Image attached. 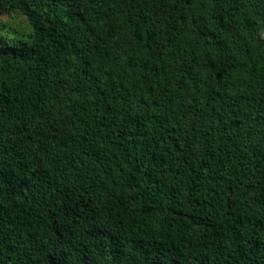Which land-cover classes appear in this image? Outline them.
Returning <instances> with one entry per match:
<instances>
[{
    "label": "trees",
    "instance_id": "trees-1",
    "mask_svg": "<svg viewBox=\"0 0 264 264\" xmlns=\"http://www.w3.org/2000/svg\"><path fill=\"white\" fill-rule=\"evenodd\" d=\"M12 14L30 31L0 33V264H264V0Z\"/></svg>",
    "mask_w": 264,
    "mask_h": 264
},
{
    "label": "rangeland",
    "instance_id": "rangeland-1",
    "mask_svg": "<svg viewBox=\"0 0 264 264\" xmlns=\"http://www.w3.org/2000/svg\"><path fill=\"white\" fill-rule=\"evenodd\" d=\"M0 24L3 27L0 30V33L7 36L9 41H12L13 38H16L19 35L25 37V35L30 31V27L26 19L17 14L1 15Z\"/></svg>",
    "mask_w": 264,
    "mask_h": 264
}]
</instances>
